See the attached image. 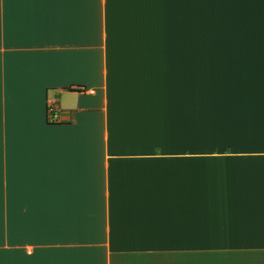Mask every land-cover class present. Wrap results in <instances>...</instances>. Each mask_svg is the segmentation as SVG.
I'll list each match as a JSON object with an SVG mask.
<instances>
[{
  "label": "crops",
  "instance_id": "crops-1",
  "mask_svg": "<svg viewBox=\"0 0 264 264\" xmlns=\"http://www.w3.org/2000/svg\"><path fill=\"white\" fill-rule=\"evenodd\" d=\"M0 264H264V0H0Z\"/></svg>",
  "mask_w": 264,
  "mask_h": 264
},
{
  "label": "rangeland",
  "instance_id": "rangeland-1",
  "mask_svg": "<svg viewBox=\"0 0 264 264\" xmlns=\"http://www.w3.org/2000/svg\"><path fill=\"white\" fill-rule=\"evenodd\" d=\"M1 142H3V140H1ZM4 142H5V140H4Z\"/></svg>",
  "mask_w": 264,
  "mask_h": 264
}]
</instances>
